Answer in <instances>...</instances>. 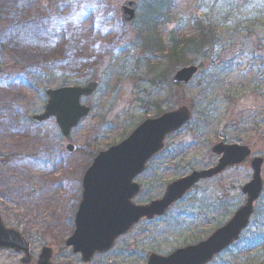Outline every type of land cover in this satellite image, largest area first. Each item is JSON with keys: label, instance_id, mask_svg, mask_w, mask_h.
<instances>
[{"label": "rangeland", "instance_id": "374dc122", "mask_svg": "<svg viewBox=\"0 0 264 264\" xmlns=\"http://www.w3.org/2000/svg\"><path fill=\"white\" fill-rule=\"evenodd\" d=\"M123 1L0 0V216L25 235L32 252L54 248L56 263L83 264L64 242L94 155L145 118L183 105L191 111L136 178L135 204L211 167L217 156L210 148L219 141L245 144L264 157V0H134L131 24L120 19ZM197 25L212 30L208 44L169 58L166 38L197 36ZM188 64L198 72L174 86V72ZM89 81L97 88L81 102L90 114L67 138L52 118L32 123L45 88ZM251 175L247 162L201 180L164 216L136 224L114 249L130 255L115 264H146L151 253L164 256L205 239L244 204L241 187ZM261 177L247 228L208 264L264 263V165ZM19 261L20 255L0 251V264Z\"/></svg>", "mask_w": 264, "mask_h": 264}, {"label": "water", "instance_id": "95a60500", "mask_svg": "<svg viewBox=\"0 0 264 264\" xmlns=\"http://www.w3.org/2000/svg\"><path fill=\"white\" fill-rule=\"evenodd\" d=\"M136 3L125 0L120 7L124 23L134 19ZM197 67L190 65L176 71L173 83H187L196 73ZM96 82L85 86H64L56 89L46 88L47 101L44 111L34 115L32 121L38 123L54 117L63 136L89 114L90 108L80 103L82 96L90 95L96 88ZM190 117L186 106L165 112L157 118L146 119L140 123L125 139L98 152L83 179L82 199L75 216V230L66 241L73 252H80L82 259L88 261L97 251L108 249L121 233L128 231L140 218L161 215L199 179L209 178L226 167L244 163L251 154L245 145L218 142L211 152L220 155L216 165L207 170L192 171L189 175L177 179L166 186L162 198L146 205H135L131 198L139 191L133 178L145 169L151 156L163 148L166 134L183 125ZM69 152L72 145L66 146ZM263 160L253 157L250 162L251 180L241 191L246 195L243 206L238 208L230 220L215 230L207 239L193 246L177 249L166 257L151 254L147 264H206L214 255L237 240L240 232L247 226L253 212V203L262 190L261 166ZM0 249H12L24 253L22 264L30 261L29 244L22 234L7 228L0 218ZM51 252L44 249L37 264H49Z\"/></svg>", "mask_w": 264, "mask_h": 264}, {"label": "trees", "instance_id": "16d2710c", "mask_svg": "<svg viewBox=\"0 0 264 264\" xmlns=\"http://www.w3.org/2000/svg\"><path fill=\"white\" fill-rule=\"evenodd\" d=\"M165 5V2H164ZM167 5V4H166ZM165 5V6H166ZM194 21L198 20V17H193ZM153 24H156V21L152 22ZM152 23H149L147 25V27L149 26V29L152 27ZM162 23H164V20L162 21ZM199 23L198 21L196 22V24ZM202 24V22H200ZM199 26L198 30V35L194 36V37H182L179 42L174 40L173 36H168L167 38V42L170 45V48L168 50V57L169 58H174L176 57L178 54L181 57L190 55L192 52L193 48H198V51L201 50L204 46H206L208 44V35L209 32H212V30H210L209 28H207L206 26H202V25H197ZM154 42H157V40L153 39Z\"/></svg>", "mask_w": 264, "mask_h": 264}, {"label": "flooded vegetation", "instance_id": "af4514ba", "mask_svg": "<svg viewBox=\"0 0 264 264\" xmlns=\"http://www.w3.org/2000/svg\"><path fill=\"white\" fill-rule=\"evenodd\" d=\"M154 218H155V217H153L152 219H154ZM142 220H149V219H142ZM142 220H141V221H142ZM150 220H151V219H150ZM73 225H74V224H73ZM73 230H74V228H73ZM73 230H72V232H73ZM130 231H131V230H129L128 232H126V233H124V234L119 235V236L114 240L112 246H111L109 249L104 250V251H102V252H97V253H95V254L91 257V259H90L89 261H87V262H85V261L82 260L81 255H80L79 253H73V252H71L70 248H68V247L66 248L65 246H64V247H65L66 249H69V251L71 252V254H73L74 256H77L78 260H79L80 262H82L83 264H91V263H93V262H96V263H98V264H115V261H116V259H117L118 257H124V256L126 257V255H130V254H128L127 252H126L125 254H119V255H116V253L119 252V251H118V249L114 250L119 242H121V244H123L122 241L125 240V236H127V235L129 234ZM72 232H71L69 235H71ZM59 246H60V245H58L57 247H59ZM50 248H51V254H52L51 262H52L53 264H64L63 262H57V263H56V261L54 260V259H55V249L52 248V247H50ZM122 248L125 249V250H128V249H126L125 247H122ZM40 252H41V251H39V252H37V253L32 252L31 262H30L29 264H36V261H37V258H38V256H39V253H40ZM17 254H18V253H17ZM19 255H20V257H21V254H19ZM125 261H126V260H125ZM120 264H126V263H125V262H122V263H120Z\"/></svg>", "mask_w": 264, "mask_h": 264}]
</instances>
